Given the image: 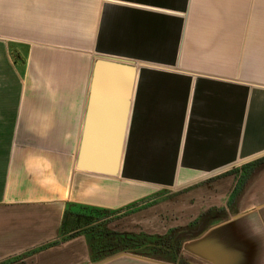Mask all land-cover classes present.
<instances>
[{
  "label": "crops",
  "instance_id": "obj_1",
  "mask_svg": "<svg viewBox=\"0 0 264 264\" xmlns=\"http://www.w3.org/2000/svg\"><path fill=\"white\" fill-rule=\"evenodd\" d=\"M99 57L136 66L115 176L76 168ZM261 158L264 0H0V264H264V169L233 199ZM220 174L183 216L237 214L177 258L119 251L94 262L79 229L32 253L58 238L66 205L114 212ZM175 200L130 215H149L142 230L162 235L181 226Z\"/></svg>",
  "mask_w": 264,
  "mask_h": 264
},
{
  "label": "water",
  "instance_id": "obj_2",
  "mask_svg": "<svg viewBox=\"0 0 264 264\" xmlns=\"http://www.w3.org/2000/svg\"><path fill=\"white\" fill-rule=\"evenodd\" d=\"M136 66L108 57L94 61L76 158L80 171L118 174L126 138Z\"/></svg>",
  "mask_w": 264,
  "mask_h": 264
},
{
  "label": "trees",
  "instance_id": "obj_3",
  "mask_svg": "<svg viewBox=\"0 0 264 264\" xmlns=\"http://www.w3.org/2000/svg\"><path fill=\"white\" fill-rule=\"evenodd\" d=\"M252 166H254L255 169L254 167L249 171L242 169L239 176V185L241 187L246 186L254 174L261 169L260 167L264 166V158L254 161ZM153 204L154 202L148 199L132 203L114 212L96 207L66 205L58 238L53 242L33 250L32 253L68 240L81 231L86 237H88L90 253L94 262L101 260L106 256L116 254L119 251L152 257L158 260L167 259L166 257L168 255L169 258L171 256L177 258L180 255L184 241L199 237L208 229L207 227L223 221V219L214 220V218L219 216L217 213L225 212L222 208L217 209L216 211L214 209H208L185 227L172 228L163 235H156L151 240L145 239L142 241H138L134 237H129L128 234L118 236L105 229H102L101 231L95 230L91 226L92 222H100V220L105 222V219L112 216L114 217V215V218L124 217ZM212 220L213 222H211ZM76 229H79L80 231L76 232ZM140 249H147L148 252H141Z\"/></svg>",
  "mask_w": 264,
  "mask_h": 264
},
{
  "label": "rangeland",
  "instance_id": "obj_4",
  "mask_svg": "<svg viewBox=\"0 0 264 264\" xmlns=\"http://www.w3.org/2000/svg\"><path fill=\"white\" fill-rule=\"evenodd\" d=\"M254 167V166H253ZM263 167V168H262ZM261 169L260 170H258L255 174H254V176L249 180V183L246 185V186H240L239 185V182H240V180H239V182L237 183V182H235V183H237V184H235L234 185V188H233V191H234V196H233V199L234 198H236L237 196H235V195H243L244 194V192H246V190H247V188H248V185L254 180V178H255V176L260 172V171H262L263 169H264V166H261L260 167ZM254 169H255V167H254ZM251 170V169H250ZM227 174H228V172H227ZM230 174V173H229ZM234 174V173H233ZM226 175V174H225ZM222 176H224V175H222V174H220V175H217V176H215V178L214 177H212V178H206L202 183H200V184H196V185H193L191 188H185V189H176V190H174V191H172L171 193H170V191H168V192H158V194L155 196V197H152V198H150L149 200H151V201H153L154 202V204L153 205H151V206H149V207H152V206H154V205H156L158 202L157 201H160V200H162V199H165V198H175L176 200V203H178L177 205H173V207H174V210H175V216H174V219H175V222L177 223V222H180V223H177V224H179V225H181V226H176V227H185V226H187L189 223H191L192 221H194L197 217H198V215H190L187 219H186V216H183V214H186L184 211L186 210V208H185V206H183V205H186V204H188V203H190L191 205H195L196 204V201H197V199L199 198L198 197V191H199V189H200V187L202 186V185H204L205 183H210L212 180H215V179H218V178H220V177H222ZM234 176H235V174H234ZM236 177V176H235ZM234 180H236V179H234ZM186 193V196H185V198H183V196H182V193ZM161 197H163V198H161ZM161 198V199H160ZM235 200V199H234ZM234 200H233V202H234ZM218 201V200H217ZM218 202H221V201H218ZM232 201H230V203H231ZM169 207H171V206H169ZM228 207V206H227ZM230 207V206H229ZM209 209V208H208ZM208 209H206L205 211H207ZM210 209H214L215 211L217 210V209H221V207H212V208H210ZM229 209H231V213H230V211L227 209L224 213L222 212V213H217V215H219V216H216L215 218H214V220H222L223 219V221L224 220H227L228 218H230L231 216H235V214H237V210H235V213L232 211V207H230ZM194 212V211H193ZM193 212H191V214L193 213ZM204 211H202L201 213H203ZM200 213V214H201ZM117 216V215H116ZM128 216V215H127ZM114 217H115V215H114ZM113 216L112 217H109L108 219H105V222L103 221V220H100V222L102 223V222H104V223H102V225H101V223L100 222H92V224H91V226L95 229V230H108V231H110V232H112L113 230L114 231H120V232H126V231H128L127 232V234H128V236L129 237H134L135 239H137L138 241H142V240H151V239H153L155 236H156V234H149V233H147V232H144L143 230H142V227L146 224V223H151L150 222V216L148 215L146 218H142L141 216H138V215H130V216H128L127 218H122V217H120V218H114ZM125 217V216H124ZM190 217H191V219H190ZM225 217V218H224ZM168 218H166V220H167ZM163 220V219H162ZM162 220H159L160 222L162 221ZM189 220H190V222H189ZM147 221V222H146ZM189 223H188V222ZM223 221H221V222H223ZM211 222H213V220L211 221ZM220 223V222H219ZM176 224V225H177ZM218 224V223H217ZM214 225H216V224H214ZM214 225H210L209 227H207V228H210V227H212V226H214ZM90 227V226H89ZM125 229H127V230H125ZM130 231V232H129ZM160 235V234H159ZM163 235V234H162ZM140 251L141 252H148V250L146 249H140ZM164 257H166V256H164ZM167 259L169 258V255L166 257Z\"/></svg>",
  "mask_w": 264,
  "mask_h": 264
}]
</instances>
